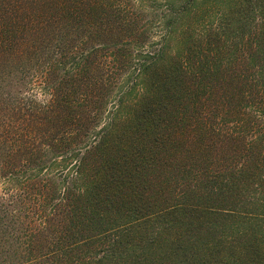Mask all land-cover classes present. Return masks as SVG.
<instances>
[{"label":"trees","instance_id":"obj_1","mask_svg":"<svg viewBox=\"0 0 264 264\" xmlns=\"http://www.w3.org/2000/svg\"><path fill=\"white\" fill-rule=\"evenodd\" d=\"M0 264H264V0H0Z\"/></svg>","mask_w":264,"mask_h":264},{"label":"rangeland","instance_id":"obj_2","mask_svg":"<svg viewBox=\"0 0 264 264\" xmlns=\"http://www.w3.org/2000/svg\"><path fill=\"white\" fill-rule=\"evenodd\" d=\"M231 24V23H230Z\"/></svg>","mask_w":264,"mask_h":264}]
</instances>
